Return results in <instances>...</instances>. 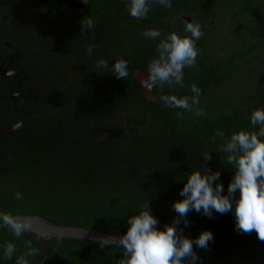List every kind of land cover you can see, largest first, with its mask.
Wrapping results in <instances>:
<instances>
[{
    "label": "trees",
    "instance_id": "1",
    "mask_svg": "<svg viewBox=\"0 0 264 264\" xmlns=\"http://www.w3.org/2000/svg\"><path fill=\"white\" fill-rule=\"evenodd\" d=\"M194 2L176 7L171 0V8L154 3L149 16H165L167 11L177 16L181 11L201 22L200 53L193 70L184 72L179 90L181 97L191 96L189 86L196 84L202 90L199 107L207 115L196 117L162 102L144 104V120L138 116L144 129L109 135L96 148L74 137L33 135L30 143L1 137L0 215L36 214L61 225L123 235L128 217L138 214L147 201L163 230L176 216L172 205L182 199L179 191L187 174L201 164L220 172L218 182L227 194L235 169L220 151L224 140L213 137L217 129L225 139L238 130H258L250 124V115L264 109V0ZM210 18L219 20L208 26ZM177 111L183 118L176 117ZM55 144L58 147L48 148ZM208 150L212 159L204 161L201 154ZM16 192L21 199H16ZM187 219V227L180 225L185 236L195 238L204 230L214 236L206 250L194 245L197 264H243L261 248L255 232L235 230L232 213L213 212L208 218L193 210ZM0 243L29 263L42 258L38 239L25 232L17 238L9 226L0 229ZM6 251L0 246V264H19L14 253L5 259ZM121 258L118 245L52 238L43 264H117Z\"/></svg>",
    "mask_w": 264,
    "mask_h": 264
},
{
    "label": "flooded vegetation",
    "instance_id": "2",
    "mask_svg": "<svg viewBox=\"0 0 264 264\" xmlns=\"http://www.w3.org/2000/svg\"><path fill=\"white\" fill-rule=\"evenodd\" d=\"M187 2L195 3L174 0L176 7ZM126 4L129 0H87L83 6L70 0H0V138L30 143L33 135H55L96 148L109 135L144 129V104L162 102V95L181 98L180 86L167 84L151 88L148 98L143 82L159 40L171 32L187 35L185 24L196 21L181 11L137 20ZM84 17L95 27L82 34ZM218 20L210 18L207 25ZM145 29L162 36L144 37ZM90 44L96 47L88 55ZM101 59L109 68L97 73ZM118 59L127 61L124 80L110 72Z\"/></svg>",
    "mask_w": 264,
    "mask_h": 264
},
{
    "label": "clouds",
    "instance_id": "3",
    "mask_svg": "<svg viewBox=\"0 0 264 264\" xmlns=\"http://www.w3.org/2000/svg\"><path fill=\"white\" fill-rule=\"evenodd\" d=\"M153 3L171 8V0H129L128 12L137 20L147 19ZM80 25L84 34L91 32L95 22L90 17H84ZM184 32L187 35L181 36L175 32L164 35L156 44L157 56L149 62L143 82L146 88H163L165 84L184 87V69L195 67L200 53L197 41L204 35L201 25L196 22L186 23ZM141 35L156 40L162 33L157 29H145ZM95 47V44L87 47L88 55ZM95 68L97 73H100V69H108V60H99ZM110 72L117 79L124 80L129 75L127 61L115 60ZM189 87L191 96L178 98L175 95H162L160 100L166 107L183 109L196 117L206 116V111L199 107L202 90L196 84ZM175 115L178 119L183 118L182 111H177ZM250 124L254 128L258 126V130H238L225 139L224 132L217 129L213 137L224 140L220 151L226 154V162L235 169L227 186V194H223V185L218 182L220 172L201 164L199 170L187 174L184 186L179 191L182 199L174 201L172 205L176 216L171 223L164 225L163 230L157 227L159 221L152 215L147 201L138 214L128 217L127 231L118 238L122 258L117 264H197L200 257L194 251V245L206 250L214 236L208 230L195 238L184 235L180 225H189L187 216L193 210L208 218H213V212L221 215L232 213L238 233L255 232L257 238L264 242V109L252 111ZM201 155L204 161L212 159L210 150ZM15 197L22 198L19 192L15 193ZM0 219L17 238L30 230L28 221L17 220L11 215H0ZM112 239L100 237L99 245L109 246ZM32 254H35L34 250ZM11 257L12 250L9 249L4 258ZM19 264H29V261L21 258Z\"/></svg>",
    "mask_w": 264,
    "mask_h": 264
},
{
    "label": "water",
    "instance_id": "4",
    "mask_svg": "<svg viewBox=\"0 0 264 264\" xmlns=\"http://www.w3.org/2000/svg\"><path fill=\"white\" fill-rule=\"evenodd\" d=\"M74 4L78 6H83L87 0H70ZM144 94L148 98H153L151 94V88H146L144 86ZM13 218L21 221H28L30 224V230L25 233L29 236H32L38 239L42 258L40 261L29 264H43L48 257V245L49 240L52 238H60V239H85L99 242L100 237L109 238L112 237V245H118V238L121 235L110 234L105 231L90 229L72 225H61L55 222H52L40 215L36 214H16L12 216ZM8 225L4 222L0 223V229L7 227ZM1 247L6 248L7 250L11 249L8 246L1 244ZM12 250L19 260L23 258L17 251ZM187 264V262H185ZM243 264H264V242H262L260 250L248 257Z\"/></svg>",
    "mask_w": 264,
    "mask_h": 264
}]
</instances>
